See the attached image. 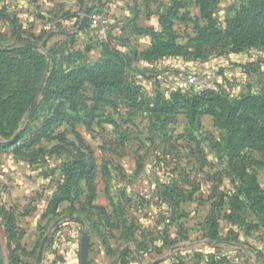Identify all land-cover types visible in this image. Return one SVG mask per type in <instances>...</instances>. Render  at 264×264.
Wrapping results in <instances>:
<instances>
[{"label":"rangeland","instance_id":"obj_1","mask_svg":"<svg viewBox=\"0 0 264 264\" xmlns=\"http://www.w3.org/2000/svg\"><path fill=\"white\" fill-rule=\"evenodd\" d=\"M94 13L119 43L95 39ZM34 55L46 90L29 110L16 94L35 76L16 75ZM191 75L213 104L195 107ZM6 78L0 264H38L46 237L41 264H80L85 232L89 264H264V143L227 119L264 95V0H0Z\"/></svg>","mask_w":264,"mask_h":264},{"label":"trees","instance_id":"obj_2","mask_svg":"<svg viewBox=\"0 0 264 264\" xmlns=\"http://www.w3.org/2000/svg\"><path fill=\"white\" fill-rule=\"evenodd\" d=\"M245 12L240 13V17ZM239 18V17H238ZM242 18V17H241ZM237 20V19H236ZM247 17H244V19L241 21V24L238 31L244 26V24L247 23ZM235 22V21H234ZM233 27L235 26V23L232 24ZM235 32V29H233V33ZM121 41V38L119 37H109L108 41L104 42V45H111L116 44ZM17 53L22 54L24 57H29L30 55L36 54V51L31 49H24V50H18L16 49ZM35 56V55H34ZM32 59L36 62V65L34 66V72L28 71L25 67V65L19 67V72L16 76L20 77L22 80H25V78L28 77L29 74L35 76L33 86H31V83L28 81H25L24 86L25 89L21 90L17 96L24 97L25 99H29L30 101L28 103L29 110H32L35 104V99L38 97V95H43L45 93V88L43 87V81H44V71L47 69L46 66H43V60L42 58L37 55ZM119 59H116L117 61H107L103 66H101L102 69H105L104 74H112L113 71H116L118 74L123 73L126 62L125 59L120 55H118ZM118 62L120 65H117ZM9 74V73H7ZM10 75V74H9ZM81 76L82 81L87 80L89 78H92L94 75L89 73L88 68H82L77 69L72 72H70L67 76L69 78H74L76 76ZM8 77V76H7ZM67 77V78H68ZM77 80V79H75ZM0 83L2 85L11 84L6 79L0 80ZM31 86V87H30ZM197 96L195 97V107L200 108L209 104H213L215 100L218 99V96L216 97L215 94V87L211 89H206L202 93H196ZM226 102V101H225ZM228 103V102H227ZM229 104V103H228ZM230 106V105H229ZM228 113V120L236 119L238 121H243L245 123L248 122L250 125L249 128L245 131V135L247 136H257L261 141L262 144L264 143V95L259 97H248L247 99H244L240 102H235L234 105H232L229 109ZM51 123L49 122L48 125ZM51 126H46L41 133V136H46L49 134ZM10 136V134H8Z\"/></svg>","mask_w":264,"mask_h":264},{"label":"built area","instance_id":"obj_3","mask_svg":"<svg viewBox=\"0 0 264 264\" xmlns=\"http://www.w3.org/2000/svg\"><path fill=\"white\" fill-rule=\"evenodd\" d=\"M89 19L91 29L97 41L103 44L108 41L109 37H112L113 25L108 17L100 13H94ZM184 82L185 85L195 93H202L206 89H211V87L206 86L205 82L200 81L196 75L187 77Z\"/></svg>","mask_w":264,"mask_h":264},{"label":"water","instance_id":"obj_4","mask_svg":"<svg viewBox=\"0 0 264 264\" xmlns=\"http://www.w3.org/2000/svg\"><path fill=\"white\" fill-rule=\"evenodd\" d=\"M26 46L33 48V49H39L40 48V46L32 45V44H27ZM77 221L80 224L84 225V223L81 220L77 219ZM47 242H48V237H46L44 239V241L42 242V245L40 247V251H39V255H38V264H41V262H42ZM90 246H91V242H90L89 233L85 232V233H83L82 239H81L80 264H89Z\"/></svg>","mask_w":264,"mask_h":264},{"label":"crops","instance_id":"obj_5","mask_svg":"<svg viewBox=\"0 0 264 264\" xmlns=\"http://www.w3.org/2000/svg\"><path fill=\"white\" fill-rule=\"evenodd\" d=\"M120 25H115L114 27H113V33H112V37H118L117 35H116V33H117V31H119V29L117 28V27H119Z\"/></svg>","mask_w":264,"mask_h":264}]
</instances>
